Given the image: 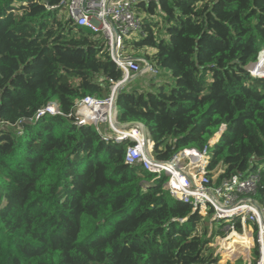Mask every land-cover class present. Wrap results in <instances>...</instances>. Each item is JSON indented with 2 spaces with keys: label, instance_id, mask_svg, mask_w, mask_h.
Instances as JSON below:
<instances>
[{
  "label": "trees",
  "instance_id": "1",
  "mask_svg": "<svg viewBox=\"0 0 264 264\" xmlns=\"http://www.w3.org/2000/svg\"><path fill=\"white\" fill-rule=\"evenodd\" d=\"M61 1L0 0V264H219L207 219L171 197L165 174L126 162L131 140L76 124L77 103L108 98L123 71L101 34L48 8ZM137 12L126 50L174 81L125 86L118 122L142 123L162 161L203 151L225 126L210 168L223 166L221 179L260 171L264 202V77L247 70L260 56L252 69L264 72V0ZM50 102L63 114L38 118Z\"/></svg>",
  "mask_w": 264,
  "mask_h": 264
},
{
  "label": "built area",
  "instance_id": "2",
  "mask_svg": "<svg viewBox=\"0 0 264 264\" xmlns=\"http://www.w3.org/2000/svg\"><path fill=\"white\" fill-rule=\"evenodd\" d=\"M154 1L159 0H62L58 6H48L67 10L75 24L101 34L111 59L123 71V78L112 86L108 98L87 96L77 103L73 113L75 122L96 127L98 122L109 124L112 133L108 136L97 127L105 141L131 140L126 162L157 175L165 174L164 188L171 197L190 204L193 212L207 219L209 247L211 251L215 248L212 253L219 264H264V202L254 197L261 181L260 171L248 170L221 179L223 166L210 168L214 146L225 126L203 151L184 149L170 160L162 161L154 155V143L142 123L118 122L115 102L120 85L141 75L160 73L149 60L125 48L126 38L142 30L138 5ZM47 114L63 113L57 102H50L38 111L37 117Z\"/></svg>",
  "mask_w": 264,
  "mask_h": 264
},
{
  "label": "rangeland",
  "instance_id": "3",
  "mask_svg": "<svg viewBox=\"0 0 264 264\" xmlns=\"http://www.w3.org/2000/svg\"><path fill=\"white\" fill-rule=\"evenodd\" d=\"M63 15L65 16V17H67L68 16V13H67V10L65 11V10H63ZM157 18V16H155V18L154 19H156ZM137 34V33H136ZM136 34H133V35H131V36H129V38L131 39L134 35H136ZM129 53H132L133 54V52H131V51H129ZM259 60H260V58H259ZM255 73V72H254ZM168 76H169V78H170V81L171 82H173L174 81V79H173V77L171 76V74H170V71H168V70H162L161 71V73L160 74H158V75H152V74H146V75H141V76H138L137 78H135L134 80H132L131 82H129L127 85H126V87H127V89L128 90H131V89H133V88H143V89H148L149 87L148 86H151V84H150V81H154V83H157V82H162V81H166L167 79H168ZM150 84V85H149ZM109 107V106H108ZM96 125H97V127L99 128V130L102 132V133H104V134H106L107 136L108 135H110L111 133H112V130H111V128L109 127V124H106V123H104V122H98V123H95ZM207 225H208V223H207ZM247 240H249L248 238L246 239V241ZM215 242V241H214ZM247 243L248 244H250L251 243V241L249 240V242L247 241ZM213 251H215V248H214V250ZM212 251V252H213ZM223 257V256H222ZM224 257H226V256H224Z\"/></svg>",
  "mask_w": 264,
  "mask_h": 264
},
{
  "label": "water",
  "instance_id": "4",
  "mask_svg": "<svg viewBox=\"0 0 264 264\" xmlns=\"http://www.w3.org/2000/svg\"><path fill=\"white\" fill-rule=\"evenodd\" d=\"M261 54H262V52H261ZM261 54H260V55H261ZM259 58H260V56H259ZM258 64H260V60H259V59H258V61H256V62H252V63H250V64L247 66V70L251 71V73H252L253 75H256V76L259 75V76H261V77H264V72H263L262 74H255L254 71H253V69H252V67H254V66L258 65ZM127 84H128V82L125 81V82H123V83L120 85V89L118 90V92H117V96H116V102H115V108H116V109L118 108V103H117V101H118V96H119V94H120V92H121V88H122V86L127 85ZM219 137H222V132L219 133ZM193 213H196V212H193Z\"/></svg>",
  "mask_w": 264,
  "mask_h": 264
},
{
  "label": "bare ground",
  "instance_id": "5",
  "mask_svg": "<svg viewBox=\"0 0 264 264\" xmlns=\"http://www.w3.org/2000/svg\"><path fill=\"white\" fill-rule=\"evenodd\" d=\"M256 74V73H255ZM108 108H110V107H108ZM249 239V238H248ZM248 242H249V240H247Z\"/></svg>",
  "mask_w": 264,
  "mask_h": 264
}]
</instances>
